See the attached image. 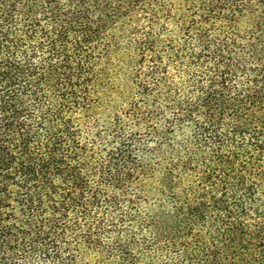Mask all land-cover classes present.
I'll return each instance as SVG.
<instances>
[{
    "label": "trees",
    "instance_id": "16d2710c",
    "mask_svg": "<svg viewBox=\"0 0 264 264\" xmlns=\"http://www.w3.org/2000/svg\"><path fill=\"white\" fill-rule=\"evenodd\" d=\"M0 264H264V0H0Z\"/></svg>",
    "mask_w": 264,
    "mask_h": 264
},
{
    "label": "rangeland",
    "instance_id": "374dc122",
    "mask_svg": "<svg viewBox=\"0 0 264 264\" xmlns=\"http://www.w3.org/2000/svg\"><path fill=\"white\" fill-rule=\"evenodd\" d=\"M166 21V19H163V22H165ZM165 25H166V23H165ZM167 27H168V30H167V34H166V38L169 40V36H172L173 37V39H174V37L176 38V34L174 33V29L173 28H171L170 27V25H166ZM175 34V35H174Z\"/></svg>",
    "mask_w": 264,
    "mask_h": 264
}]
</instances>
